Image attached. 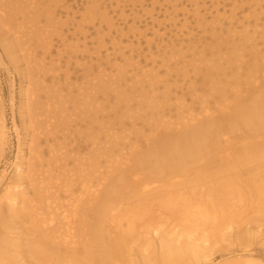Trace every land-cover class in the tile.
<instances>
[{"label": "bare ground", "instance_id": "obj_1", "mask_svg": "<svg viewBox=\"0 0 264 264\" xmlns=\"http://www.w3.org/2000/svg\"><path fill=\"white\" fill-rule=\"evenodd\" d=\"M193 1L190 13L198 20ZM60 4L0 0V49L15 69L24 102L23 136L15 130L17 154L8 163L0 93V166L11 168L0 170V264H82L96 256L103 264H215L210 258L218 240L229 253L246 254L217 264H264L254 258L264 249V219H252L264 214V10L252 7L246 18L252 23L241 33L203 32L209 42L190 41L194 29L186 20L177 44H158L152 66L130 77V84L125 67L115 76L91 77L89 50L88 73L76 85L68 67L80 68L78 59L53 56L46 44L50 33L79 27ZM78 45L72 53L85 57ZM157 63L163 71L158 77ZM10 101L14 118V97ZM199 188L205 197L195 192ZM176 211L205 219V230L218 235L214 245L202 247L188 230L162 231L156 214L165 219ZM21 219L29 231L16 227ZM125 220L127 231L151 228L136 257L121 236ZM245 225L252 228L240 230ZM33 237L40 241L29 243Z\"/></svg>", "mask_w": 264, "mask_h": 264}, {"label": "rangeland", "instance_id": "obj_2", "mask_svg": "<svg viewBox=\"0 0 264 264\" xmlns=\"http://www.w3.org/2000/svg\"><path fill=\"white\" fill-rule=\"evenodd\" d=\"M58 1L61 2L60 5H64L63 8L65 10H68L67 13L71 16V18L75 19L74 23L79 24V27H75V25L74 28L62 27L60 30H58V32L53 34L50 33V35H47L46 37L49 38V43L46 44H48V48H51V54L53 56H56L59 52H61L64 55L65 59L67 54H72V56H75V58L78 59V61L80 62V68L72 65L70 68L68 67V73L72 75V84L76 85L82 83V77L88 73L87 67L90 66V54L87 53V51L89 50H91L93 55L92 66L94 75H91V77H95L96 75L100 74L115 76L117 75L116 73L119 71V69H124L125 67V77L128 78V83L130 84L134 81L131 80L130 77L137 76L136 78L138 79L140 78L142 71L147 70L148 67L152 66V62H150L152 57L150 56V54L157 53L158 44H162L164 48H166V46L170 47V39H172L174 43L177 44L178 38L176 37V34L180 32V28L184 24L183 22H185L186 20H188L186 27L194 29L190 41L197 42L195 40L201 38V40H206L207 42H209L211 41V36H209V34L204 36L205 33L203 32H210L212 29H216V33H219L221 31L222 33L228 35L241 33L243 29L246 28L248 21L249 23H252V19H246L249 16L247 14L251 12L252 7L256 11H258V13L261 12L260 10H264V0H195V2L199 5L198 9L200 12V16L197 20V18L195 19L190 13L193 7L195 8L196 6L194 1L191 2L192 0ZM257 2H261L259 4L261 6L259 7H261L262 9H259V7L256 5ZM60 5H58L59 8H61ZM58 7L56 8V10L60 11L61 13L63 10L58 9ZM95 7L105 8L102 10H93ZM218 8L219 16L216 21L213 22V18L216 14H218L216 13V9ZM101 12L105 14V16L103 18H97L96 20L95 16H93L94 13L97 15V13ZM57 13L59 14V12ZM232 13L235 14L236 18H233L234 21L230 23L231 19L225 18L229 17L230 15L232 16ZM63 14H65V12ZM250 15L254 16L251 13ZM107 16L110 18L108 20L112 22L111 24L110 22L108 24H105L104 21L107 20ZM20 18L22 19L21 16ZM261 19L262 21H264V16H261L260 20ZM100 20H102L103 22H100ZM200 23L201 26L197 28V25ZM49 30L53 31L54 29L52 28ZM248 30H251V27ZM245 31L246 30H244V33ZM10 37H12V35H10ZM113 39L115 41H113ZM77 42L79 43L78 46H81V48L85 49V57L83 56V54L72 53V47ZM32 47L33 45L31 43L30 49ZM42 51L40 50L38 54H42ZM9 66V62L6 61V58L3 56V51H1L0 49V93L2 95L1 108L2 112L4 113L6 129L9 136L6 159L8 163H11L14 162L17 154L16 131L18 132V134H20V136H23V127L21 126L20 122V111L22 110H19V107L22 106L20 104L24 102L22 100V97H19V95H22V93H20V81L18 79V76L14 75L15 69ZM154 68L156 70L153 71L157 72L156 77L163 74L159 63H157ZM153 71L151 74L152 76L155 75ZM62 76H64V74H62ZM62 82L64 83V80ZM171 84L172 83H169L168 85ZM12 97H14L13 102L16 108V114L14 118H12L10 105V100ZM189 104L190 103L188 102V105ZM123 127H126L127 129L128 125L125 124V126ZM85 153L86 152H83V154ZM24 158H26V156ZM8 167L9 166L7 164H2V166H0V170L10 171L11 168ZM205 191L206 189L200 188L198 190H195V192L199 193L198 195H202L201 198L205 197ZM184 192H186L188 196L191 197L190 191L184 190ZM152 209L158 210L157 207H153ZM222 213L225 214L224 212ZM156 215L160 218L159 227L162 229V231L172 230L170 231V233L173 235L174 232L183 233L188 230L192 233L189 237L195 239L196 241H199V245H201L202 247H204L206 243L214 245L212 241L215 237L218 236L217 234L211 232L210 229L205 230L206 228L203 227L206 222L205 219H202L203 221L201 223L199 222V217L187 219L183 216L182 211H176L173 215L166 216L165 219L162 217V213ZM152 218L153 217L149 216L146 217V220L150 223ZM250 219L251 218H247V212L242 215L243 221H248ZM252 219H264V214H259L258 216L254 215ZM21 221V225L19 223V225H17L16 227L20 228L22 232L23 230L29 231L30 224H28L26 220L21 219ZM147 221L146 223H148ZM187 221H190V223H187ZM213 222L210 223L209 220L210 226L213 225ZM127 227L128 223L125 220L123 221V226L121 227V230H124L121 236L128 242L127 249L128 251H130L129 253L132 256L136 257V254L138 252H142V248L144 247L143 245L146 244V241L150 239L148 231L149 229L151 230V228L139 227L138 225H136L134 229H130L129 231H127ZM247 228L252 227L250 225H245L242 226L240 230H245ZM119 239L120 241H122L121 238ZM22 240H26V237H22ZM34 240L40 241V238L33 237L30 239L29 243L33 242ZM226 244L227 243L225 242H222L221 244L218 240L217 244L214 245V251L212 257L210 258V261H213L215 264L223 263L232 257H241L246 254L242 253L240 249H236L235 254H231L226 249L228 248L225 247ZM138 245H140V247ZM26 248L27 246L23 248L24 252ZM104 248L109 250L110 245L105 244ZM111 248L113 251V247ZM52 251L53 250H50L49 252ZM254 253L255 251L253 252V254ZM259 253L261 254L259 255ZM54 254L55 253H52L51 255ZM239 254L242 255L240 256ZM261 256L264 257V249L259 248L256 250L254 258L264 261ZM82 264H103V260L102 257L99 260V256H96L95 259L91 261L89 259V261H85ZM120 264L124 263L121 262ZM205 264L211 263L206 262Z\"/></svg>", "mask_w": 264, "mask_h": 264}]
</instances>
